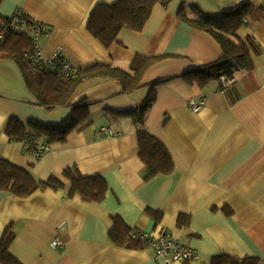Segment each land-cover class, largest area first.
Wrapping results in <instances>:
<instances>
[{"label": "crops", "instance_id": "0c3cea01", "mask_svg": "<svg viewBox=\"0 0 264 264\" xmlns=\"http://www.w3.org/2000/svg\"><path fill=\"white\" fill-rule=\"evenodd\" d=\"M114 1L0 4L6 17L22 9L45 23L40 39L44 56L60 46L79 68L107 63L129 69L138 54L160 57L138 88L122 93L117 79L87 78L68 105L55 108L39 104L17 60L0 58V158L28 168L39 179L76 165L85 175H102L109 185L100 202L71 197L68 187L38 189L29 196L2 190L0 239L11 226L15 236L10 249L25 264H165L146 246L111 241L114 216H119L129 227L154 234L166 227L201 256L172 264H206L222 253L258 257L264 264V0L158 3L143 30L123 28L117 41L105 46L89 31L88 21L98 3ZM242 3L252 9L238 34L244 40L252 38L260 48L252 51V67L238 71L227 84L217 78L205 85L187 81L183 74L218 60L223 49L210 33L180 17L181 5H198L207 14L221 15ZM153 82L156 100L144 126L165 143L175 168L146 179L138 123L129 112L143 104ZM84 98L90 100V123L72 130L65 141L51 143V150L40 158L7 134L13 117L25 125L31 120L61 124ZM202 101L198 110L193 109ZM103 127L115 134L101 131ZM149 210L160 212V218ZM181 215L187 218L184 224L179 222ZM56 237L62 245L55 243Z\"/></svg>", "mask_w": 264, "mask_h": 264}, {"label": "trees", "instance_id": "16d2710c", "mask_svg": "<svg viewBox=\"0 0 264 264\" xmlns=\"http://www.w3.org/2000/svg\"><path fill=\"white\" fill-rule=\"evenodd\" d=\"M171 1L116 0L112 3H98L90 15L88 29L105 46H110L117 41L123 28L143 30L154 6L158 3L167 5ZM2 2L3 0H0V4ZM251 9V4L242 3L225 9L221 15H210L198 5H181L180 17L191 25L210 33L223 49V55L218 60L183 74L187 81L205 85L213 78L219 80L222 76L232 78L241 69L252 67V51L259 52L260 48L252 38L244 40L238 34V30L246 23V16ZM9 19L10 16L6 17L0 12V33L5 32V37L0 39V58H13L19 62L24 70L27 84L38 97L39 104L48 108L68 105L78 86L87 78L117 79L122 84V93L138 88L144 73L160 58L138 54L131 62L129 69L107 63H93L80 68L76 77H66L55 70L34 71L29 69L24 59V52L34 46L33 41L25 31H6V23ZM157 83L151 84L153 86L150 87V92L143 104L129 112L138 123L139 154L146 166V179L159 173H170L175 168L173 156L165 143L144 126L147 113L156 100ZM89 105L90 100L86 98L78 101L72 106V112L68 118L58 125L45 124L38 120H31L25 125L13 117L7 126V134L20 141L25 138L45 139L49 144L65 141L72 130L81 129L90 123ZM49 187H68L69 196L79 195L90 202L103 201L109 191L107 180L102 175H85L76 165L67 167L61 175L52 174L47 179H39L28 168L0 158V191L7 190L19 196H29L38 189ZM149 211L156 220L160 218V212ZM179 222L181 224L187 222L185 215L179 217ZM131 231L132 228L119 216H114V224L109 232L111 241L129 247L144 248V242L135 239ZM14 236L11 226L4 230L0 239V264H25L10 249ZM206 264H259V258L222 253L212 256Z\"/></svg>", "mask_w": 264, "mask_h": 264}, {"label": "built area", "instance_id": "2783aa9c", "mask_svg": "<svg viewBox=\"0 0 264 264\" xmlns=\"http://www.w3.org/2000/svg\"><path fill=\"white\" fill-rule=\"evenodd\" d=\"M13 30L27 32L33 41L34 46L24 52V59L29 69L34 71H39L40 69L55 70L66 77H76L79 74L80 68L69 61L62 47L59 46L51 56H44L40 46V39L47 30L45 23L30 17L22 9H18L10 16L9 21L6 23V31ZM4 37L5 32H1L0 39ZM234 79V77L227 78L222 76L221 82L227 84L234 81ZM203 103L202 101L199 104H195L193 109L198 110ZM101 131L115 134L112 130L104 127L101 128ZM22 141L25 151L36 158L42 157L51 150V145L48 142L38 138H25ZM131 234L135 239L142 240L145 246L154 252L155 258H161L165 264H172L174 262L186 263L191 260L201 259L196 249L172 237L166 227H162L158 234L147 232L140 228H132ZM55 243L62 245L63 241L57 237Z\"/></svg>", "mask_w": 264, "mask_h": 264}, {"label": "bare ground", "instance_id": "6f19581e", "mask_svg": "<svg viewBox=\"0 0 264 264\" xmlns=\"http://www.w3.org/2000/svg\"><path fill=\"white\" fill-rule=\"evenodd\" d=\"M56 238H57V237H56ZM56 238H55V239H56ZM54 241H55V240H54Z\"/></svg>", "mask_w": 264, "mask_h": 264}]
</instances>
